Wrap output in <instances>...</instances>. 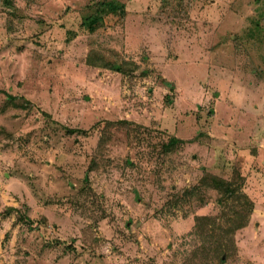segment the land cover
Wrapping results in <instances>:
<instances>
[{
    "label": "rangeland",
    "instance_id": "374dc122",
    "mask_svg": "<svg viewBox=\"0 0 264 264\" xmlns=\"http://www.w3.org/2000/svg\"><path fill=\"white\" fill-rule=\"evenodd\" d=\"M255 96L264 0H0V264H264Z\"/></svg>",
    "mask_w": 264,
    "mask_h": 264
},
{
    "label": "trees",
    "instance_id": "16d2710c",
    "mask_svg": "<svg viewBox=\"0 0 264 264\" xmlns=\"http://www.w3.org/2000/svg\"><path fill=\"white\" fill-rule=\"evenodd\" d=\"M106 5H109V7L111 8V11H114V8L115 9L116 8H120V6H123L124 4L113 3L111 1V5L108 4V3H106ZM111 13H113V12H111ZM102 20L103 19L100 16L94 17L92 19V21H90L88 23V25H87L88 29L93 31L94 29H96L97 24H98L97 27L100 26V24L102 23ZM110 65H111L112 70H114L116 72H122L123 71L121 64H117V63L112 64L111 63ZM68 129L70 130V132H75V131L80 130V132H84L85 133V130H83V129H75V128H68ZM174 140H175L174 142H183L181 139H178V138H175V137H174ZM211 174H213V173H211ZM238 175L239 176L234 177L233 180L232 179L231 180L228 179L229 181L222 180L221 178H219L216 175L210 176L209 180H207V183L209 182L208 186L212 187L214 190H216L220 194V197L218 198V204H223L227 200H233L234 199L235 201L238 202V204L241 207H243V210H241V212H237V215L241 219V223L235 225L232 228L234 231L239 229V228H242L243 226H245L247 224L248 217H249V215L252 213V211L254 209V202L243 191V183L241 182V178L243 180V175L239 171H238ZM235 178H236V180H234ZM237 181H240L239 184H236ZM204 183H206V181H203V184ZM185 191H186V189H185ZM206 219H207L206 216H200V217L197 216L195 218V222H194L195 224L194 225L196 227V230H197V226H199V221H203V220H206Z\"/></svg>",
    "mask_w": 264,
    "mask_h": 264
},
{
    "label": "crops",
    "instance_id": "0c3cea01",
    "mask_svg": "<svg viewBox=\"0 0 264 264\" xmlns=\"http://www.w3.org/2000/svg\"><path fill=\"white\" fill-rule=\"evenodd\" d=\"M247 100L251 101V103L249 104V107L246 109L247 112H249V115L252 116V118H255V119L263 118L264 117V108H263V101L260 99V97L258 99L255 96L254 99L253 98H247ZM243 101H244V99H243ZM260 101H261V103H259ZM259 134H260L259 133V129L256 126V128H254L253 131L251 132V136L254 135V139H257V136ZM260 142L261 141H259L258 145L260 147H262L260 145ZM258 149H257L258 151L256 152V154H252V153H249V152L246 153L245 151L241 150L240 148H238L236 150L239 154L238 155L234 154L233 158H236V160H238L239 170H240V173L242 175L243 174L245 176L248 175V173L251 172V170L253 169V166L255 165L256 162H258V164L260 165L258 167H260L259 171L261 172V174L264 173V155L261 154V152H263L262 150H264V149H260V148H258ZM232 164H233V161H232ZM241 170L244 171V173L241 172ZM252 201L254 202V209H253L252 215H255L256 213H259V212H264V206H262V207L259 206L258 203L256 201H254L253 199H252Z\"/></svg>",
    "mask_w": 264,
    "mask_h": 264
}]
</instances>
